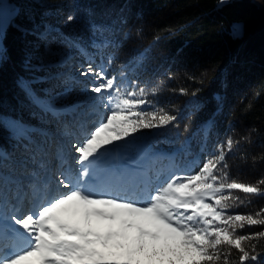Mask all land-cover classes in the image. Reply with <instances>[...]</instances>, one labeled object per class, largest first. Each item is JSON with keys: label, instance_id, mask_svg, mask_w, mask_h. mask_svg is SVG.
<instances>
[{"label": "trees", "instance_id": "obj_1", "mask_svg": "<svg viewBox=\"0 0 264 264\" xmlns=\"http://www.w3.org/2000/svg\"><path fill=\"white\" fill-rule=\"evenodd\" d=\"M26 1L15 6L12 20L0 36V45L6 49L0 60L2 169L10 164H5L8 161L1 157V150L15 157L26 153L27 161H33L39 152L34 141L12 134L5 117L19 119L28 128L25 134L47 145L52 143L42 129L60 125V115L33 103L21 78L30 84L34 75L53 72L54 79L61 76L58 83L63 86L74 84L61 71L79 70L85 61L70 40L89 46L93 39H100L91 31L93 25H99L107 28L104 35L113 43L102 50L88 48L95 63H104L118 83L134 81L145 87L151 103L142 106L144 111L164 110L176 116L169 125L134 134L129 147H139L144 141L151 153L168 152L170 163L188 167L202 164L208 153L223 146L229 179L245 183L264 179V0L223 4L219 0H44L48 6L37 2L25 6ZM69 15L74 17L71 22L67 21ZM236 22L241 23L239 32L234 31ZM45 23L53 29L52 48L64 49L69 63L58 62L34 73L29 65L42 57L44 45L33 33ZM133 49L145 53L138 66L129 63ZM45 79L46 83L33 87L47 89L48 82L56 86ZM229 137L233 141L230 151L226 146ZM233 195L239 201L228 214H255L264 207V196L239 191ZM262 230L264 226L245 225L237 234ZM245 247L257 257L246 264H264V238L246 242ZM222 251L228 256L227 264H240L237 249L224 247ZM220 264H224L223 256Z\"/></svg>", "mask_w": 264, "mask_h": 264}, {"label": "snow or ice", "instance_id": "obj_2", "mask_svg": "<svg viewBox=\"0 0 264 264\" xmlns=\"http://www.w3.org/2000/svg\"><path fill=\"white\" fill-rule=\"evenodd\" d=\"M219 2L223 4L225 0ZM73 19L71 15L67 17L68 22ZM237 28L234 26V31ZM106 30L93 25L91 31L100 39H93L87 47L70 40L85 61L79 76L92 78L86 91L98 94L106 111L84 134L82 142L72 146L79 166L75 174L71 170L59 171L58 176L54 173V192L49 182L35 186L33 196L39 200L34 209L23 216L9 217L19 229L14 228L10 236L0 229V264H220L222 256L227 264L224 247L241 253L240 264L256 260L245 244L264 238V230L243 235L237 231L245 225L264 226V207L255 214H228L227 210L239 201L233 192L264 196V179L256 183L229 179L224 171L227 164L223 146L193 174L172 176L142 199L100 190L95 169L106 146L124 141L140 129L163 127L176 120L164 110L144 111L142 106L151 103L146 99L145 87L134 81L118 83L115 75L95 63L88 48L102 50L111 46L113 42L104 35ZM52 31L45 26L33 33L49 56L55 51ZM3 32L0 22V36ZM130 55L129 63L135 66L145 59V53L134 49ZM5 56L6 49L0 45V60ZM62 59L67 61L68 57ZM29 66L39 73L46 62L38 58L35 65ZM120 78H124L123 72ZM44 83L45 76L34 75L28 85L29 94L37 107L55 111L49 90L33 87ZM226 146L228 151L232 149L230 137ZM58 158L63 167L66 161L62 156ZM252 247L254 250L255 245Z\"/></svg>", "mask_w": 264, "mask_h": 264}, {"label": "rangeland", "instance_id": "obj_3", "mask_svg": "<svg viewBox=\"0 0 264 264\" xmlns=\"http://www.w3.org/2000/svg\"><path fill=\"white\" fill-rule=\"evenodd\" d=\"M20 1L22 0H0V22L3 23L4 30L12 20L15 13V6H17ZM31 2H37L38 4L48 6L44 0H29L26 1L25 6L30 5ZM235 25L238 26L235 31L239 32L241 30V23L236 22ZM45 26L48 25L45 23L43 27ZM49 28L52 29L51 27ZM64 56H67V52L64 49H55L51 56L46 55L44 51L41 58L46 62L45 69H48L49 65L58 62L59 65L68 64L69 57L67 56L68 59L65 61L62 59ZM101 64L109 73L108 67H106L104 63ZM68 69L69 68H67V70ZM67 70L64 69L61 72L63 74H69L73 78L75 83L72 85L63 86V84L58 83L61 76L57 77L56 80L54 79L55 73L53 72L48 76H43L56 83V86L51 87L48 82L46 86H48L47 89L54 97V112L55 114L60 115V125H58L59 131L65 132V124H72V127L77 131V141L79 143L82 142L84 134L93 129L94 124L104 115L106 109L103 107L101 98L98 94L86 91L87 88L91 87L92 78L79 76L78 71L80 69H70L71 72L68 71V73ZM21 82L28 88L29 84L26 78L22 77ZM64 117H68L69 120L65 122ZM4 120L12 134L26 135L24 132H27L26 130L28 128L25 127L19 119L7 116ZM56 128L58 127L55 126L42 129L47 133V138L51 141L52 147L48 146V148L45 147L44 149H41L37 144L38 139H35L36 142L34 143L36 144L34 145L38 147L35 148V151L38 149L39 152L35 156L34 161L36 164H39L37 169L40 171L37 173L36 178L31 179L30 167L33 166V164H31L33 161H27L26 158L28 155H26V153L21 152L20 155L15 157L6 150H1V157L3 160L8 161V163L5 164H10L6 169H0V188H4L0 191V229H2L7 236L13 234L12 230L14 228L19 229V226L14 225L9 217L11 215H26L29 210L34 209L35 203L38 202L39 197L33 196L35 186L49 182L50 189L53 192L55 191L56 186L55 182L52 180L53 176L48 177L47 171L49 165L47 163H50L51 167L55 169L57 176L59 175V171L67 170H71L72 173L75 174L79 167L75 163V157L77 154L74 150L72 152H67L64 150L65 147L61 146V143H56L54 145L55 137H57L55 132ZM147 129L150 128L140 129L134 134L140 132L148 133ZM134 134L126 138L124 141L106 146L107 151L101 153L100 160L95 169L96 178L102 185L100 189L101 191L114 193L115 195L131 199H142L149 191L162 186L172 176L193 174L200 166H202V164L197 165V163L188 167L172 164L166 159L167 156H170V153L163 151L151 153L150 147L147 146V143L144 141L139 147L131 148L129 146L133 141L132 136ZM27 137L31 139L32 136ZM62 139L64 140V138ZM138 148L142 149L139 150ZM46 153H49V157H47L45 166H42L43 162H45L44 155H46ZM216 153V150L211 151L205 159ZM60 156L66 161L63 167H61L58 158ZM45 168L46 170H44ZM61 191L65 190L61 189Z\"/></svg>", "mask_w": 264, "mask_h": 264}]
</instances>
